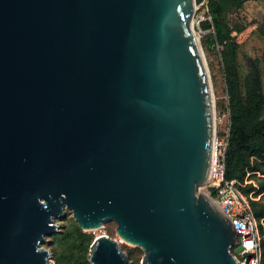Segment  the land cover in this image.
Returning a JSON list of instances; mask_svg holds the SVG:
<instances>
[{"label": "water", "instance_id": "obj_1", "mask_svg": "<svg viewBox=\"0 0 264 264\" xmlns=\"http://www.w3.org/2000/svg\"><path fill=\"white\" fill-rule=\"evenodd\" d=\"M205 0H0V264H54L53 217L116 224L139 264H236L199 191L214 136ZM91 264H134L115 238Z\"/></svg>", "mask_w": 264, "mask_h": 264}, {"label": "rangeland", "instance_id": "obj_2", "mask_svg": "<svg viewBox=\"0 0 264 264\" xmlns=\"http://www.w3.org/2000/svg\"><path fill=\"white\" fill-rule=\"evenodd\" d=\"M206 2L196 9L191 21L194 34L198 38L204 56L207 72L209 75L211 92L214 101V135L218 141L223 142L228 130V109L227 95L225 92V82L219 57L220 46L208 50L204 46L206 37L212 33V28L201 29L198 22L200 15H207ZM231 25L241 28V32L232 31L239 42L237 50V64L240 83L244 82L249 74L255 72L256 64L261 73L263 92H264V0H244L241 8L228 14ZM264 176L259 173H246L242 186L252 185L255 187L259 179ZM240 182V181H239ZM257 190L245 194L249 200L264 201V193H257ZM54 231L44 236L42 247L50 253V260L54 264H91L87 256L90 254V245H86V240L79 236L81 232L84 236L94 238L100 235H108L115 238L116 224L114 221H107L94 230L83 231L72 215V211L64 208L63 214L53 217ZM264 224V221H263ZM260 231L264 230L263 225L259 224ZM92 243V242H91ZM121 250L128 259L134 264H139L143 255L141 248L123 241L119 244ZM234 250L238 252L239 246Z\"/></svg>", "mask_w": 264, "mask_h": 264}, {"label": "trees", "instance_id": "obj_3", "mask_svg": "<svg viewBox=\"0 0 264 264\" xmlns=\"http://www.w3.org/2000/svg\"><path fill=\"white\" fill-rule=\"evenodd\" d=\"M244 0H207V14L211 21H201V29L212 28L206 37L204 46L210 50L220 46L219 57L225 82L228 109V130L225 135L224 152L225 176L235 179L244 194L254 190L264 193V178L261 177L255 187L242 186L246 173H259L264 176V92L261 73L256 64L255 72L246 76L240 83L237 50L239 42L232 31L241 32V28L231 25L228 14L241 8ZM240 181V182H239ZM252 212L257 220L264 219V201L249 200ZM261 260L264 264V237L261 230ZM79 236L90 245L91 237Z\"/></svg>", "mask_w": 264, "mask_h": 264}, {"label": "built area", "instance_id": "obj_4", "mask_svg": "<svg viewBox=\"0 0 264 264\" xmlns=\"http://www.w3.org/2000/svg\"><path fill=\"white\" fill-rule=\"evenodd\" d=\"M207 10V8H206ZM211 21L210 15H200L198 22ZM226 138L223 142L213 136L212 153L208 174L205 183L199 187V191L207 195L228 218L233 226L236 237L230 252L236 260V264H261V232L259 224L263 225L264 219L257 220L254 216L249 199L242 192L235 179H227L225 176L224 152ZM118 244L123 240L115 237ZM239 246L238 252L234 250Z\"/></svg>", "mask_w": 264, "mask_h": 264}]
</instances>
